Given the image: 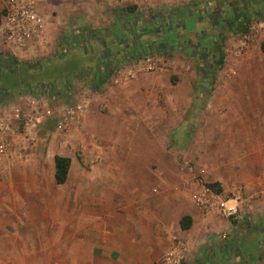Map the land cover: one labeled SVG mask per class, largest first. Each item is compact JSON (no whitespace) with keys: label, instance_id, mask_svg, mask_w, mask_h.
Here are the masks:
<instances>
[{"label":"crops","instance_id":"crops-1","mask_svg":"<svg viewBox=\"0 0 264 264\" xmlns=\"http://www.w3.org/2000/svg\"><path fill=\"white\" fill-rule=\"evenodd\" d=\"M5 3L0 0V12ZM38 9L49 38L57 29L67 31L73 16L60 10L59 16L45 15L40 3ZM6 46L0 42L4 57L17 52ZM134 77L99 92L107 112L91 106L62 133L41 125L29 131L32 138L12 132L0 155V264H157L174 243L186 250L183 264H253L264 258V199H258L264 187V93H226L218 102L212 97L201 125L199 93L160 89L166 74L140 69ZM185 80L180 74L176 88ZM74 90L70 85L61 94ZM0 101V116L9 117L12 104ZM188 109L193 156L206 161L201 174L218 184L219 194L196 179L200 173L185 171L178 150L151 154L152 147L170 141L144 131L181 130L186 120L169 117ZM136 136L148 152L137 151ZM55 156L70 159L63 184L55 182ZM152 174L159 179L157 195L146 185ZM197 192L204 193L202 206L194 203ZM210 194L242 195L243 213L219 214Z\"/></svg>","mask_w":264,"mask_h":264},{"label":"rangeland","instance_id":"rangeland-1","mask_svg":"<svg viewBox=\"0 0 264 264\" xmlns=\"http://www.w3.org/2000/svg\"><path fill=\"white\" fill-rule=\"evenodd\" d=\"M200 1L203 0H38V3H40V10L45 15L50 13L52 16H57L58 10H60L63 13L67 12L68 18L71 16H73V18L68 21L70 23L66 27L67 31L57 29L50 38L46 33L48 47L46 50L43 49L45 52L41 56H28L26 54L27 52H25L26 58H20V56L17 55V57H15L10 53L9 56L13 57L12 59L16 63L15 67L13 66L14 64L8 67L0 62V86L10 89L12 98L10 97L8 102H12L13 105H18L26 113L30 111V103L28 104V97L30 94L28 95L26 93L27 83L33 81L43 82L48 80L47 77L64 78L65 75L71 74L72 70L75 71L67 67L69 57H65L63 60L57 59L59 56L58 52L63 49V46L61 47V42H63L64 39H71L75 36L80 37V34L84 35L86 30H103L111 27V25L115 23L119 12L126 9L128 6L135 5V11L137 13H143L145 11L156 12L159 10L168 11L170 9L183 8ZM52 5L55 9L52 8ZM74 16L78 18H74ZM201 28L204 27L200 26V29ZM205 28L211 33V37L213 38H217L220 33H223L222 30L214 26H212V28ZM224 35L222 41L219 42L222 47V60L220 64L214 63L216 59L213 60L212 58L213 52H210L209 57L205 60L207 61L205 63L207 66H205L203 59L189 56L182 50L175 48L167 50L164 54L153 56L155 57L156 64L162 65V70L147 68L144 72L145 75L166 74L168 81L166 86L161 87V85H159V87L162 90L165 89L167 93H176L179 92L178 90L190 91L189 93H199L201 100L199 107L203 109L202 113L198 115L201 125L207 122L206 106L209 105L212 97H216L214 102H218L222 100L226 93H236L234 95H238L237 93H264V54L260 48L261 44L264 42V11L260 15L253 16L251 23L243 33L237 31L235 33L226 32ZM0 42L6 45L1 36ZM91 44L94 47L92 41ZM208 46L211 51L212 43L209 42ZM48 49L52 50L48 52ZM77 50L76 52H78ZM4 58H6L4 57V53L0 51V61ZM37 58L40 59L41 62H54L57 72L53 66L44 67V62L42 63L44 68H40V66L36 67L39 62ZM28 66H31L32 69H29ZM136 66L137 65L127 64L121 67L105 85L93 83L95 76L92 72L81 76L76 75L77 80L75 82H73L75 77L70 80V85L75 87L71 96L64 97L61 93L57 95V93H54V90L49 93H39L40 96H38V99L40 103L38 106L44 110L43 118L41 117L39 125L48 131L51 130V133L55 131L62 133V130L66 129L71 122H76L91 106L97 108L99 113L107 112L109 106L107 105L108 102L104 98V100H102L101 97L99 98L98 94L106 90L110 91L112 88L124 84V82L133 80V78H135L134 73L133 76L128 79H126V77L129 75L130 68L132 67L133 70H135ZM202 69H205V71L207 70L209 74H202ZM180 74L184 75L188 81L185 80L179 88H176ZM116 75L117 77L125 75L122 79V83H114ZM190 78H192V80ZM41 91H43V89ZM151 91L153 92L154 90L151 89ZM0 97L2 96L0 95ZM76 105H81L82 110L79 112L80 114L69 119L65 114L66 108L71 109ZM39 111L41 110L39 109ZM177 111H180V109H177ZM190 112L191 110L188 109V112L184 115L180 113V115L169 117H174L175 119L183 117L186 120L185 127L181 130H146L144 133L147 132L151 135L157 134L160 138L168 136L167 140L170 142L152 147L151 154L159 155V153H165V151L169 149L178 150L177 152L180 153L181 158H183V164L185 163V171L200 173L201 176L196 179L203 181L207 186H213L210 187V189L216 192L218 184L208 183L205 179V174L202 175L203 170L206 168V161L200 163L201 161L196 158V154L193 156L194 151L190 140L193 130L190 126V118L192 117ZM215 117H217V115ZM153 118H155V116ZM58 124H62L65 127L62 130H58ZM45 129L43 130V138H45L46 134ZM141 133L143 132L141 131ZM137 138H139V136H136L135 142L137 145L136 148L138 149L137 151L148 152L149 146H141L137 142L139 141ZM138 145L141 146L140 149ZM205 154L206 152L202 150V156H206ZM147 180L146 185L149 186L151 194L157 195L159 192V179L152 174ZM263 189L264 187H259L258 193ZM219 193L220 192H218V194ZM224 197L236 196L229 194ZM221 249H223V247H221ZM218 258L220 259V257ZM185 260L184 257L180 264H183ZM157 264H162V259H160Z\"/></svg>","mask_w":264,"mask_h":264},{"label":"trees","instance_id":"trees-1","mask_svg":"<svg viewBox=\"0 0 264 264\" xmlns=\"http://www.w3.org/2000/svg\"><path fill=\"white\" fill-rule=\"evenodd\" d=\"M135 8V5H132L121 10L115 23L109 28L86 30L84 35L80 34V37L64 39L61 42L63 49L58 52L57 59L63 60L69 57L67 67L75 71L72 70V75H65L64 78L47 77L48 80L43 82L27 83V92L49 93L54 90V93H62L68 90L71 78L90 72L95 76L93 83L104 84L121 67L146 56L161 55L175 48L189 56L203 59L205 66H207L205 60L210 52H213L212 58L216 59L214 63L220 64L222 47L219 42L224 38V34L236 31L243 33L253 16L263 13L264 0H203L183 8L143 13H137ZM1 14L2 12H0V23ZM200 26L204 28L200 29ZM212 26L222 30L223 33H220L217 38L211 37V33L205 27L212 28ZM209 42L212 43L211 51ZM260 48L264 54V42ZM0 62L8 67L11 64L16 66L11 57H6ZM43 62H38L36 67L42 68ZM44 63V67L53 66L56 69L54 62ZM28 68L32 69L31 66ZM202 74L209 73L202 69ZM0 95L1 100L9 99L10 89L0 86ZM54 163L55 182L63 184L70 167V159L55 156ZM220 191L218 187L216 192ZM185 220L186 218H182L180 221L182 229L188 227Z\"/></svg>","mask_w":264,"mask_h":264},{"label":"built area","instance_id":"built-area-1","mask_svg":"<svg viewBox=\"0 0 264 264\" xmlns=\"http://www.w3.org/2000/svg\"><path fill=\"white\" fill-rule=\"evenodd\" d=\"M0 23V36L12 51H17L13 56L16 57L18 52H27L29 56H35L34 51L37 49L46 50L48 47L46 39V22L45 18L38 10V0H6ZM43 50V53L45 52ZM23 53V54H24ZM42 53V54H43ZM154 56V55H153ZM146 56L145 58L130 63V65H137L135 70L131 67L129 75L133 76L135 71L140 69L145 72L147 68H153L154 70H162V65L156 64L155 57ZM143 64V66H140ZM125 76V75H124ZM119 76L114 80V83H122L123 77ZM29 94V93H28ZM9 100V99H7ZM7 100H2L7 104H12ZM1 102V101H0ZM30 111L24 112L18 105L10 107V116H0V155H3L8 149V139L12 132L19 131L28 138L29 131L31 129L36 130L38 128L41 117L43 118V109L38 104L40 100L34 94H30L28 97V104ZM39 109L41 111H39ZM82 110L81 105H76L74 108H66V115L69 119L80 114ZM65 126L58 124L57 129L62 130ZM207 194L210 192L205 190ZM204 193L197 192L193 196L194 203L197 206H202L204 203ZM212 196V194H210ZM258 199H264V189L258 193ZM212 203L214 204V210L226 218H234L243 213L246 200L241 196L236 197H224V196H212ZM222 238L226 239V234H222ZM186 250L181 245L174 243V245L165 253L162 258V264H180L181 260L185 257ZM253 264H264V258L254 262Z\"/></svg>","mask_w":264,"mask_h":264}]
</instances>
